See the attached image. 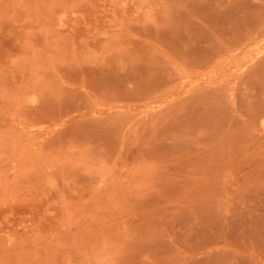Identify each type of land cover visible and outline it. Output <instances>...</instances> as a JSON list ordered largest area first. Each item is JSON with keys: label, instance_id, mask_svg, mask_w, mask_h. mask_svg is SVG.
<instances>
[{"label": "rangeland", "instance_id": "obj_1", "mask_svg": "<svg viewBox=\"0 0 264 264\" xmlns=\"http://www.w3.org/2000/svg\"><path fill=\"white\" fill-rule=\"evenodd\" d=\"M0 264H264V0H0Z\"/></svg>", "mask_w": 264, "mask_h": 264}]
</instances>
